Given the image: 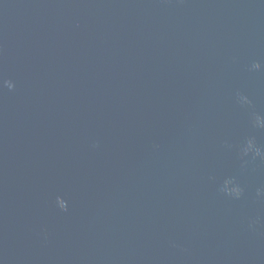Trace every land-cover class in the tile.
Masks as SVG:
<instances>
[{
    "label": "water",
    "instance_id": "water-1",
    "mask_svg": "<svg viewBox=\"0 0 264 264\" xmlns=\"http://www.w3.org/2000/svg\"><path fill=\"white\" fill-rule=\"evenodd\" d=\"M0 264H264V0H0Z\"/></svg>",
    "mask_w": 264,
    "mask_h": 264
},
{
    "label": "clouds",
    "instance_id": "clouds-1",
    "mask_svg": "<svg viewBox=\"0 0 264 264\" xmlns=\"http://www.w3.org/2000/svg\"><path fill=\"white\" fill-rule=\"evenodd\" d=\"M254 67H259V64H255V65H253ZM237 195H239V192L237 193ZM64 205H63V203H61V207H63Z\"/></svg>",
    "mask_w": 264,
    "mask_h": 264
}]
</instances>
